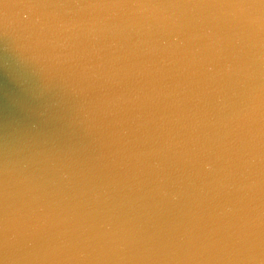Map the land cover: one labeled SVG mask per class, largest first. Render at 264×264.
<instances>
[{
    "label": "clouds",
    "instance_id": "clouds-1",
    "mask_svg": "<svg viewBox=\"0 0 264 264\" xmlns=\"http://www.w3.org/2000/svg\"><path fill=\"white\" fill-rule=\"evenodd\" d=\"M0 264H264V0H0Z\"/></svg>",
    "mask_w": 264,
    "mask_h": 264
}]
</instances>
